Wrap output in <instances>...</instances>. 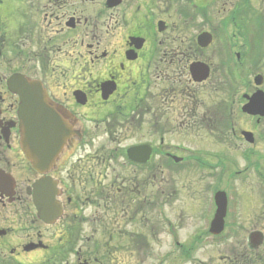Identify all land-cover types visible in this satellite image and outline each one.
<instances>
[{"label":"flooded vegetation","instance_id":"af4514ba","mask_svg":"<svg viewBox=\"0 0 264 264\" xmlns=\"http://www.w3.org/2000/svg\"><path fill=\"white\" fill-rule=\"evenodd\" d=\"M159 227L145 264H264V0H0V264L143 263Z\"/></svg>","mask_w":264,"mask_h":264},{"label":"rangeland","instance_id":"374dc122","mask_svg":"<svg viewBox=\"0 0 264 264\" xmlns=\"http://www.w3.org/2000/svg\"><path fill=\"white\" fill-rule=\"evenodd\" d=\"M220 96H222V94ZM226 98H227L226 97V94L223 95V99L222 100L224 101V104L219 105V110H220L219 111V114L220 115H222V111H221L222 108L224 109V107L227 106L225 104ZM159 228H160L159 229V237L157 239L154 238L153 240H149L148 245L146 247H144V249H143V263L139 260V263L138 264H145L146 262L147 263L148 262H152L150 260V257L148 256L151 252L160 253L163 250H165V251L167 250V247L169 246L168 238H167V236L164 235V232L161 229V227H159ZM187 232H189V230L186 231V233ZM215 238H217V237H214L213 239H215ZM180 249H181L180 247L176 248L175 251L172 254H169L166 257V259H168V258L171 259L172 258L171 259V262L172 263L175 262L176 261L175 254L177 255L178 254L177 251H179ZM218 250H219V247H214V246H207V247H204V248H198L197 251H196V253L193 254L194 260H198V259H201V258H204V259L206 258V259L209 260V262L211 264H214L215 261H216V259L218 258L217 257ZM177 258H179V257H177ZM182 258H183V256H182ZM179 261H181V258L179 259ZM183 261H186V258H183L180 264H190V263H183ZM164 262H165V264H168L167 261H164ZM191 264H193V263H191Z\"/></svg>","mask_w":264,"mask_h":264}]
</instances>
